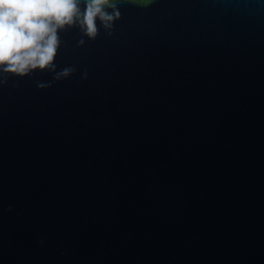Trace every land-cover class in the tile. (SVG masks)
Here are the masks:
<instances>
[{"label":"water","instance_id":"obj_1","mask_svg":"<svg viewBox=\"0 0 264 264\" xmlns=\"http://www.w3.org/2000/svg\"><path fill=\"white\" fill-rule=\"evenodd\" d=\"M118 8L0 86V264H264V0Z\"/></svg>","mask_w":264,"mask_h":264},{"label":"clouds","instance_id":"obj_2","mask_svg":"<svg viewBox=\"0 0 264 264\" xmlns=\"http://www.w3.org/2000/svg\"><path fill=\"white\" fill-rule=\"evenodd\" d=\"M122 0H0V86L10 77L31 76L34 71L53 74V81L68 78L73 66L57 70L55 57L63 44L60 33L73 27L81 38L77 47L95 40L101 29L107 35L121 13ZM86 38V39H85ZM87 77V72L81 78ZM50 83H38V88Z\"/></svg>","mask_w":264,"mask_h":264},{"label":"rangeland","instance_id":"obj_3","mask_svg":"<svg viewBox=\"0 0 264 264\" xmlns=\"http://www.w3.org/2000/svg\"><path fill=\"white\" fill-rule=\"evenodd\" d=\"M130 1H134V2H138V3L144 4V3L148 2L149 0H130Z\"/></svg>","mask_w":264,"mask_h":264}]
</instances>
